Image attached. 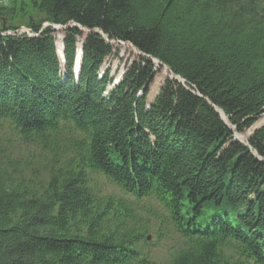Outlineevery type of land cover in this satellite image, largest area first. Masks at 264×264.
Instances as JSON below:
<instances>
[{
	"label": "trees",
	"instance_id": "1",
	"mask_svg": "<svg viewBox=\"0 0 264 264\" xmlns=\"http://www.w3.org/2000/svg\"><path fill=\"white\" fill-rule=\"evenodd\" d=\"M263 113L264 0H0V264H264Z\"/></svg>",
	"mask_w": 264,
	"mask_h": 264
},
{
	"label": "rangeland",
	"instance_id": "2",
	"mask_svg": "<svg viewBox=\"0 0 264 264\" xmlns=\"http://www.w3.org/2000/svg\"><path fill=\"white\" fill-rule=\"evenodd\" d=\"M10 22L13 26H16V29L8 30L4 32V34H8V35L14 34V32L17 31L18 34L26 33L27 35H33V32L31 31V29L27 27L25 24H23L22 21H12L11 20ZM46 25L47 23L44 24V26ZM54 29H55L54 35L56 37L57 45L60 39L63 45L65 27L58 25V26H54ZM87 33H88V30L84 29V35L83 37H80V42L78 43L79 49L77 52L78 59L81 58V54H82L81 45H82L83 38L85 37ZM112 44L115 47L114 52L106 58L104 65L102 67V71L103 72L107 70L111 71V75L115 77V83L114 85H112L113 87L122 78V76L124 75L126 71L127 66L134 60H139L142 55H140L138 51L135 49V47L128 42L112 41ZM156 69L158 70L150 86V92H149L150 101H153L156 98V96L159 94L167 78L173 77L171 72L169 70H166L164 65L156 64ZM262 125H264V113L260 116V118L256 121V123L254 124L252 128L244 132H235V137L243 142H246L242 139V137L244 136L250 137L254 129ZM95 181H97L98 185L100 186L99 188L105 193L117 191V189L112 188L109 181L105 178H102L100 176L95 177ZM145 205H148V208L150 207V209H145V211H139V213L142 212L141 213L142 215L141 224L146 225L147 222H149L150 231H151V234H149L150 240L155 239V237H156V240H154L151 246H149L148 248H144V251L147 256L153 257L155 259H161V260L166 259L168 254L173 252V249L176 245V240L174 239V237H172V235L169 232H166V231H165V236H162L158 240V235L156 234L157 229H158V225H156L157 221L151 217L150 213L147 212L149 211L153 213L156 207L154 206V202L153 203L146 202ZM151 205L153 208L151 207Z\"/></svg>",
	"mask_w": 264,
	"mask_h": 264
},
{
	"label": "water",
	"instance_id": "3",
	"mask_svg": "<svg viewBox=\"0 0 264 264\" xmlns=\"http://www.w3.org/2000/svg\"><path fill=\"white\" fill-rule=\"evenodd\" d=\"M132 45V44H131ZM137 51H138V53L140 54V55H145V54H143L141 51H139L137 48H135ZM154 61H155V63L156 64H158V65H164L165 67H167L168 68V70L171 72V74L173 75V78H175V79H177V80H179V81H182V82H184V80L180 77V76H178V75H176V74H174L172 71H171V69L168 67V66H166L165 64H163L161 61H159V60H157V59H154ZM219 112H220V110H218ZM222 113V112H221ZM255 130V129H254Z\"/></svg>",
	"mask_w": 264,
	"mask_h": 264
},
{
	"label": "bare ground",
	"instance_id": "4",
	"mask_svg": "<svg viewBox=\"0 0 264 264\" xmlns=\"http://www.w3.org/2000/svg\"><path fill=\"white\" fill-rule=\"evenodd\" d=\"M58 47L61 49L62 48V43H61V39L59 40V42H58ZM166 68V70H168V68L167 67H165ZM224 116V115H223ZM224 118H226L225 116H224ZM248 136H244V137H242V139L244 140V141H248Z\"/></svg>",
	"mask_w": 264,
	"mask_h": 264
}]
</instances>
